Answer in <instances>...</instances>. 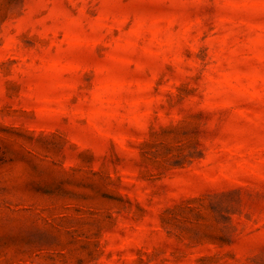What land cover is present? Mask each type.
Returning <instances> with one entry per match:
<instances>
[{
    "label": "rangeland",
    "instance_id": "374dc122",
    "mask_svg": "<svg viewBox=\"0 0 264 264\" xmlns=\"http://www.w3.org/2000/svg\"><path fill=\"white\" fill-rule=\"evenodd\" d=\"M0 264H264V0H0Z\"/></svg>",
    "mask_w": 264,
    "mask_h": 264
}]
</instances>
